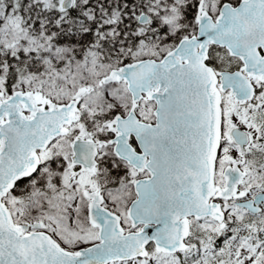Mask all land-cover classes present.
<instances>
[{"label":"snow or ice","instance_id":"1","mask_svg":"<svg viewBox=\"0 0 264 264\" xmlns=\"http://www.w3.org/2000/svg\"><path fill=\"white\" fill-rule=\"evenodd\" d=\"M0 264H264V0H0Z\"/></svg>","mask_w":264,"mask_h":264}]
</instances>
